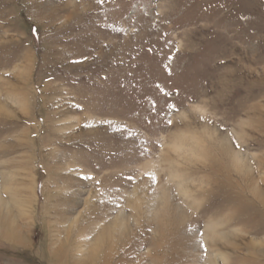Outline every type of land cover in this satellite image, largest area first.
<instances>
[{"label":"rangeland","instance_id":"374dc122","mask_svg":"<svg viewBox=\"0 0 264 264\" xmlns=\"http://www.w3.org/2000/svg\"><path fill=\"white\" fill-rule=\"evenodd\" d=\"M0 264H264V0H0Z\"/></svg>","mask_w":264,"mask_h":264},{"label":"bare ground","instance_id":"6f19581e","mask_svg":"<svg viewBox=\"0 0 264 264\" xmlns=\"http://www.w3.org/2000/svg\"><path fill=\"white\" fill-rule=\"evenodd\" d=\"M102 231L103 232L99 236V240H101V239L103 240L108 234H109V236L113 235L114 231H116V224L115 223L109 224L105 229H102Z\"/></svg>","mask_w":264,"mask_h":264}]
</instances>
